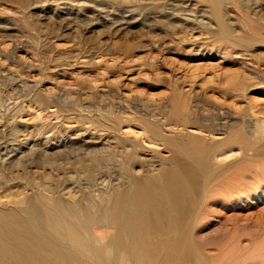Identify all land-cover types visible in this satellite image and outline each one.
<instances>
[{
  "label": "rangeland",
  "instance_id": "374dc122",
  "mask_svg": "<svg viewBox=\"0 0 264 264\" xmlns=\"http://www.w3.org/2000/svg\"><path fill=\"white\" fill-rule=\"evenodd\" d=\"M180 147L208 161L173 227L187 224L190 263L264 264V0H0V223L27 227L4 224L16 243L1 227V264H39L42 247L63 264L125 263L135 192L159 190Z\"/></svg>",
  "mask_w": 264,
  "mask_h": 264
},
{
  "label": "bare ground",
  "instance_id": "6f19581e",
  "mask_svg": "<svg viewBox=\"0 0 264 264\" xmlns=\"http://www.w3.org/2000/svg\"><path fill=\"white\" fill-rule=\"evenodd\" d=\"M241 128V127H240ZM189 129V128H188ZM185 130V129H184ZM240 130V129H239ZM242 130V129H241ZM243 130H245V129H243ZM235 131V130H234ZM233 131V132H234ZM259 131V130H258ZM232 132V133H233ZM235 132H238L239 134H238V136H234L233 137V135H232V137L234 138H232L231 136V138H230V140L232 139L233 140V144L234 143H239L240 145H242V146H245V145H247L248 144V138H247V136L245 135H243V134H240V132L239 131H235ZM216 133V132H215ZM214 132H210V134H211V139H212V141L215 139L214 138V136L216 135ZM259 133V132H258ZM194 134V133H193ZM255 134V133H254ZM260 134V133H259ZM195 135V134H194ZM235 135H237L236 133H235ZM252 136V135H251ZM251 136H250V138H251ZM216 137V136H215ZM253 137V136H252ZM254 137H257L256 135L254 136ZM216 140V139H215ZM250 140V139H249ZM152 141V140H151ZM223 144V143H222ZM251 144H253V143H251ZM220 145V144H219ZM226 145V144H225ZM253 146V145H252ZM234 147V146H233ZM218 148V147H217ZM229 148V147H228ZM188 149V148H187ZM187 149H185V148H183V147H180V148H176L174 151H173V153H172V156H171V159H170V166H169V168H167V170L165 169L162 173V175H160V178L158 179V180H155L153 183L154 184H157L158 185V187H159V190H154L155 188L153 187V185L152 184H150V185H148L147 183H146V181L144 180V183H146V184H141L140 185V189H137L136 190V192H135V197H134V199H135V207H136V209H135V211H134V218L133 217H131L133 214H130L131 216V220L129 221L130 222V226H134V224L132 225L131 224V221L133 222V219H134V223H135V228H136V231H137V233H138V235H136L135 236V238H131V237H128V239L130 238V240L131 239H134L133 240V244L130 246L131 247V254L129 255V256H127L126 254H125V252L127 251V243H126V240H125V242H119V245H120V248L122 249V253H123V256L124 255H126L128 258H126L128 261H126L128 264H191L190 263V261H191V259H192V254L194 253V251H193V249H195L194 247H193V249H192V245H193V243H191V238H189V236H188V232H187V230H186V228H184L185 227V225H187V224H185V225H183V228H180V229H178V228H176V229H174L175 227V224L176 223H178V222H180L179 220V218H182V216H185L186 215V213H188V212H190L191 210H192V208H193V206H194V203H195V201H194V199L192 198L193 197V194L198 190V187H199V185H200V182H201V179L204 177V172H205V169L207 168V159L206 158H203V157H201V156H199V154L196 152V151H192V150H187ZM221 149V148H220ZM234 149V148H233ZM244 148H242V151H244V150H246V149H244ZM237 150V149H236ZM248 150H250V149H248ZM241 151V150H240ZM239 151V152H240ZM215 152H217V151H215ZM233 152L234 151H232V148L230 147V149H225V148H223V149H221V152H219V154H214V159H215V161L218 163V165H219V163H221V164H223L226 160H228V159H233L234 157H235V155L233 154ZM245 152V151H244ZM235 153V152H234ZM237 153H238V150H237ZM237 153H236V156L238 157V155H237ZM241 153V152H240ZM246 155V154H245ZM182 156H186L187 158H188V160L189 161H187V160H185ZM243 156V155H242ZM241 158V157H240ZM235 159H237L236 157H235ZM234 160V159H233ZM238 161V160H237ZM233 162V161H232ZM235 163V162H234ZM252 178V177H251ZM253 179H255V178H253ZM257 184V183H256ZM133 185V184H132ZM132 189H133V187H132ZM251 189H253V188H251L250 187V191H251ZM257 190V189H256ZM255 190V191H256ZM132 193V192H131ZM243 193V192H242ZM251 193H252V191H251ZM239 194V193H238ZM254 194V193H253ZM242 195H244V193L242 194ZM241 195V196H242ZM248 195V194H247ZM131 196V195H130ZM250 196V195H249ZM252 196V195H251ZM250 196V197H251ZM259 196V195H258ZM120 197V196H119ZM240 197V196H239ZM248 197V196H247ZM250 197H248V198H250ZM234 198H236V197H234ZM220 199V198H219ZM247 199V198H246ZM245 199V200H246ZM120 200H121V198L119 199V200H114L113 199V201H112V203L113 204H111L110 202H111V200H110V204H111V206L109 207V210H108V215L109 216H111L115 221L117 220V217L119 216V214H118V208H119V205H120ZM129 200H130V198H129ZM225 200V199H224ZM230 200V199H229ZM232 200V199H231ZM236 200V199H235ZM244 200V201H245ZM259 200V199H258ZM105 201H106V198H105ZM132 201V200H131ZM220 201H222V199L220 200ZM236 201H238V200H236ZM248 201V200H247ZM246 201V202H247ZM107 202V201H106ZM128 202H130V201H128ZM224 202V201H223ZM227 202H228V200H227ZM251 202V201H250ZM239 203V202H238ZM251 203H254V202H251ZM264 203V202H263ZM129 204V203H128ZM239 204H241V203H239ZM239 204H237V202H236V204H233V206H235V205H239ZM243 204V203H242ZM131 205V204H130ZM130 205H128V206H130ZM127 206V205H126ZM244 206V205H243ZM255 206V205H254ZM123 207V206H122ZM133 207V206H132ZM236 207V206H235ZM239 207V206H238ZM56 208V207H55ZM54 208V209H55ZM62 208V207H61ZM100 208H102L101 206H100ZM124 208V207H123ZM129 208V207H128ZM231 208V207H230ZM234 208V207H233ZM254 208V207H253ZM121 209V208H120ZM130 209H132V208H130ZM129 209V210H130ZM232 209V208H231ZM243 209V208H242ZM259 209V208H258ZM263 209V208H262ZM261 209V210H262ZM52 210V209H51ZM57 210V209H56ZM251 210H252V208H251ZM250 210V211H251ZM49 211V210H48ZM53 211V210H52ZM74 211V210H73ZM102 211V210H101ZM100 211V214L102 213ZM122 211V210H121ZM125 211V210H124ZM133 211V210H132ZM236 211V210H235ZM255 211V210H254ZM54 213H56L57 211H53ZM74 212H76V211H74ZM247 212H248V210H247ZM51 213V216L53 215L52 214V212H50ZM59 213V212H58ZM67 213V212H66ZM72 213V212H71ZM76 213H78V212H76ZM69 213H67V215H68ZM105 214V213H104ZM58 215V214H57ZM71 215V214H70ZM72 215H73V213H72ZM75 215V214H74ZM49 216V215H48ZM105 216L107 217V214H105ZM104 215H103V218L105 217ZM121 216H123V214L121 215ZM120 216V217H121ZM237 216V215H236ZM75 217V216H74ZM77 217V221H78V216H76ZM75 217V218H76ZM106 217L104 218V219H106ZM124 217V216H123ZM111 218V219H112ZM122 218V217H121ZM133 218V219H132ZM247 218V217H246ZM100 219H102L101 218V216H100ZM108 219V218H107ZM13 221H15V220H13ZM128 222V220L126 219H124V222ZM189 221V220H188ZM11 222V221H10ZM19 222H20V220H19ZM106 222V221H105ZM109 222V221H108ZM123 222V223H124ZM128 222V223H129ZM2 223V222H1ZM0 223V224H1ZM6 223H8V220L5 222H3V225L5 224V225H7ZM12 223H14V222H12ZM12 223H9L8 225H10V224H12ZM15 223H18V221L16 220L15 221ZM52 223V222H51ZM78 223H79V221H78ZM98 223H100V222H98ZM102 223V222H101ZM104 223V222H103ZM23 224V223H22ZM38 224V223H37ZM56 224V223H55ZM62 224H64V222L62 223ZM73 224V223H72ZM77 224V223H76ZM111 224V223H110ZM109 224V225H110ZM126 224V223H125ZM2 224H1V226H0V229H1V227L3 228V230L4 229H7V227H5V225L3 226ZM7 225V226H8ZM57 226H56V228H54L53 227V229H57V227H58V224H56ZM80 225H81V223H80ZM119 225V224H118ZM124 225V224H123ZM180 225H181V223H180ZM11 226V225H10ZM16 226H18L17 224H15L14 225V227H13V225L11 226V227H13V230H15V231H17L16 229H20V231H22V230H25V229H27V227H25V229H22L21 230V228H23L24 226L22 225L20 228H17ZM19 226H20V224H19ZM60 226V225H59ZM101 226H102V224H101ZM5 227V228H4ZM40 227V226H39ZM65 227V226H64ZM74 227H76V226H74ZM82 227V226H81ZM110 227H112V226H110ZM117 227V226H116ZM129 227V226H128ZM174 227V228H173ZM187 227V226H186ZM9 228V227H8ZM16 228V229H15ZM52 228V227H51ZM63 228V226H61L60 227V229H62ZM79 228V227H78ZM77 228V229H78ZM83 228H84V226H83ZM83 228H81V229H83ZM121 229H122V226L120 227ZM124 228V227H123ZM126 228V227H125ZM134 228V227H133ZM132 228V229H133ZM169 228H173V231L171 230V232L173 233V234H175L174 236H173V238L172 239H170L169 237H168V239H167V237L166 238H164V237H162V236H160L159 234V232L160 231H162V230H164V229H168L169 230ZM59 229V230H60ZM73 229V228H72ZM76 229V228H75ZM85 229V228H84ZM195 229V228H194ZM9 230H12L11 228L9 229ZM12 230V231H13ZM29 230V229H28ZM42 230V229H41ZM58 230V231H59ZM80 230V228L78 229V231ZM117 230H118V227H117ZM117 230H115L116 232H117V234L119 235V232L117 231ZM124 230V229H123ZM133 230H135V229H133ZM4 231H6V230H4ZM12 231H10V232H12ZM15 231H13V233H10V234H13V236L14 235H16V233H15ZM31 230H29V233L27 234L28 236H30V232ZM56 231V230H55ZM73 231V230H72ZM126 231V230H125ZM124 231V232H125ZM165 231V230H164ZM192 231V230H191ZM7 232V231H6ZM9 232V231H8ZM7 232V233H8ZM19 232V231H18ZM24 232V231H23ZM123 232V233H124ZM5 233V232H4ZM15 233V234H14ZM21 233V232H20ZM33 233V232H32ZM76 233H77V231H76ZM129 233H132L133 234V232H129ZM166 233V232H165ZM171 233V234H172ZM192 233V232H191ZM3 234V233H2ZM9 234V233H8ZM7 234V235H8ZM10 234H9V236H10ZM22 234H24V233H22ZM73 234H74V232H73ZM125 234H126V232H125ZM196 234V233H195ZM7 235L5 234V237H7ZM63 235H65L64 233H63ZM66 235H67V233H66ZM77 235H79V234H77ZM77 235H76V237H77ZM162 235V234H161ZM2 236V235H1ZM8 236V239L7 240H9L12 236H10L9 237ZM17 237L16 238H18V237H20L21 238V236L18 234V235H16ZM32 236V235H31ZM115 236V235H114ZM114 236H111L110 237V241H111V238L113 237V238H115ZM125 236H129L128 235V233L125 235ZM193 237H194V235H192ZM4 237V236H3ZM24 237H26V235L24 234ZM23 237V238H24ZM33 237V236H32ZM74 237V236H73ZM91 237V236H90ZM106 237H108V236H106ZM105 237V238H106ZM118 238L116 239V240H120V238H123L124 237V235H123V237H120V236H117ZM200 237H201V235H200ZM2 238V237H1ZM0 238V239H1ZM13 238V237H12ZM11 238V239H12ZM14 238H15V236H14ZM15 238V239H16ZM29 238V237H28ZM28 238H26L25 240L26 241H28ZM63 238H64V236H63ZM65 238H66V236H65ZM64 238V239H65ZM70 238V237H69ZM75 238V237H74ZM3 239V238H2ZM6 239V238H5ZM22 239V238H21ZM34 241V239L33 238H30V240L29 241H32V240ZM68 239V238H67ZM78 239V238H77ZM79 239H81V238H79ZM90 239L91 238H89V241L88 242H90V245H91V243H93L92 241H90ZM124 239V238H123ZM193 239V238H192ZM13 241H14V239H12ZM18 240V239H17ZM17 240H16V242H17ZM74 240V239H73ZM107 240V239H106ZM114 240V239H113ZM122 240V239H121ZM11 241V240H10ZM19 241H20V239H19ZM18 241V244H20V242ZM24 241V240H23ZM97 241H99V240H97ZM96 241V242H97ZM117 241V242H118ZM129 241V240H128ZM2 242V241H1ZM0 242V245L2 244V245H5V244H3V243H5V242H7V241H5L4 242V239H3V243H1ZM12 242V241H11ZM15 242V241H14ZM15 242V243H16ZM35 242V241H34ZM81 242V241H80ZM95 242V241H94ZM116 241H111V242H109V244H107V246H108V248H109V250H110V246L112 245V244H114ZM131 242H130V244H131ZM193 242V241H192ZM8 244L10 243L9 241L7 242ZM14 243V244H15ZM24 243L26 244V242L24 241ZM28 243H30V242H28ZM36 243V242H35ZM79 243V242H78ZM78 243H76V244H78ZM98 243V242H97ZM105 243V242H104ZM126 243V244H125ZM21 244H22V242H21ZM21 244H20V246H21ZM31 244V243H30ZM34 244V243H33ZM84 245H86V243H83ZM100 244V243H99ZM115 244H117L118 245V243H115ZM129 244V242H128V246L130 245ZM17 245V244H16ZM27 246H25V247H28V244H26ZM35 245V244H34ZM34 245H32V248H31V250H33L34 251V249L33 248H36V246H34ZM43 245V244H42ZM42 245H40V247H42ZM81 245V244H80ZM13 246V245H12ZM18 246V245H17ZM16 246V247H17ZM31 246V245H30ZM34 246V247H33ZM46 246V245H45ZM87 246V245H86ZM101 246H103V245H101ZM104 246H105V244H104ZM2 247V246H1ZM4 247H6V245L4 246ZM14 247V246H13ZM19 247V246H18ZM37 247H38V243H37ZM47 247V246H46ZM81 247H82V245H81ZM112 247V249H113V246H111ZM7 248H8V251H9V248H10V246H7ZM43 248V249H42ZM40 250H38V248H37V254H38V256H36V258H35V256L32 258L33 260L34 259H37V260H35V261H39V264H63L62 263V261H60V259H57L56 258V256H55V253H54V256L52 255L53 254V252H52V250L50 249L49 251H51L52 253L50 254V252L48 251V249L47 248H45V247H42ZM45 248V249H44ZM85 248H87V247H84V249ZM103 248V247H102ZM107 248V247H106ZM114 248H115V246H114ZM11 249V248H10ZM17 249V248H16ZM66 249V248H65ZM88 249H92V248H89L88 247ZM111 249V250H112ZM116 249H118V250H120L119 249V247L117 246V248ZM128 249H130V248H128ZM7 250V249H6ZM13 249H11V251H12ZM29 250H30V247H29ZM28 250V251H29ZM87 250V249H86ZM93 250V249H92ZM107 250V249H106ZM113 250H115V249H113ZM113 250H112V252H113ZM3 251H4V249H3ZM7 251V252H8ZM32 251V253H31V251H29V253L32 255L34 252ZM89 251V250H88ZM103 251H104V249H103ZM0 252H2V249L0 250ZM13 252H14V250H13ZM128 252H129V250H128ZM193 252V253H192ZM6 253V251L3 253V254H5ZM10 253H12V252H10L9 251V254H5L6 256H9L10 255ZM15 253V252H14ZM14 253H12V254H14ZM35 253V254H36ZM118 253H120V251L118 252ZM122 253H121V256H122ZM3 254L1 255V256H3ZM23 254V253H22ZM94 253H92L91 255H93ZM105 254V253H104ZM108 254H110V253H108ZM16 255V254H15ZM14 255V256H15ZM27 254H23V256H25V257H27L28 258V256H26ZM112 255V254H111ZM111 255H109V256H111ZM117 255V254H116ZM115 255V256H116ZM196 255H197V253H196ZM196 255H195V257H196ZM5 256V257H6ZM96 256V255H95ZM94 256V257H95ZM113 256V255H112ZM4 257V256H3ZM2 257V258H3ZM4 257V258H5ZM10 257H12L13 258V255L11 256L10 255ZM9 257V258H10ZM16 257V256H15ZM29 257H32V256H30L29 255ZM60 257H62V256H60L59 255V258ZM97 257V256H96ZM117 257V256H116ZM1 258V257H0ZM7 258V257H6ZM17 258V257H16ZM20 258H21V255H20ZM20 258H17L18 260H20ZM24 258V257H23ZM99 258V257H98ZM121 258V260H122V257H120ZM120 258L118 257V258H116V260L118 261V259L120 260ZM124 259H125V257H123ZM16 259V260H17ZM22 259V258H21ZM30 259V258H29ZM62 259V258H61ZM70 259V258H69ZM97 259V258H96ZM102 258H100V261L103 263V260H106L105 258L104 259H102ZM113 258H111V260H112ZM197 259H198V257H197ZM3 259H1V262H2V264H3V261H2ZM10 260V259H9ZM9 260L8 261H5L4 260V262H9ZM16 260H14L13 259V263H15L14 261H16ZM23 260H26V258H24V259H22V262H23ZM111 260H109V262L111 261ZM11 261V260H10ZM123 261H125V260H123ZM121 262V263H124V262ZM198 261V260H197ZM21 262V261H20ZM21 262V263H22ZM26 262V261H25ZM24 262V263H25ZM101 262L99 263V264H101ZM108 261H107V263H109ZM126 262L124 263V264H126ZM11 263H12V261H11ZM16 263H17V261H16ZM19 263V262H18ZM20 263V264H21ZM30 264V263H34V262H27V264ZM37 263V262H36ZM106 263V264H107ZM113 263H115V262H113ZM112 263V264H113ZM120 263V264H121ZM1 264V263H0ZM9 264H10V262H9ZM23 264V263H22ZM65 264V263H64ZM68 264V263H67ZM104 264V263H103ZM110 264H111V262H110ZM119 264V263H118Z\"/></svg>",
  "mask_w": 264,
  "mask_h": 264
}]
</instances>
